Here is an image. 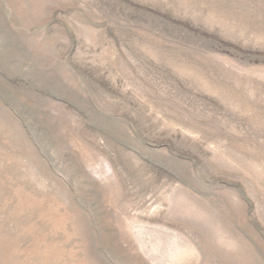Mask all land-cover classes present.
Segmentation results:
<instances>
[{"label": "rangeland", "instance_id": "rangeland-1", "mask_svg": "<svg viewBox=\"0 0 264 264\" xmlns=\"http://www.w3.org/2000/svg\"><path fill=\"white\" fill-rule=\"evenodd\" d=\"M0 264H264V0H0Z\"/></svg>", "mask_w": 264, "mask_h": 264}]
</instances>
